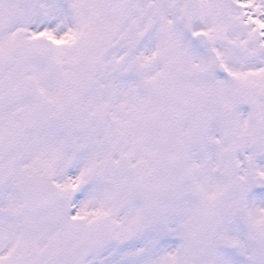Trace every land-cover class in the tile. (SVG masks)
<instances>
[{"label":"snow or ice","instance_id":"snow-or-ice-1","mask_svg":"<svg viewBox=\"0 0 264 264\" xmlns=\"http://www.w3.org/2000/svg\"><path fill=\"white\" fill-rule=\"evenodd\" d=\"M0 264H264V0H0Z\"/></svg>","mask_w":264,"mask_h":264}]
</instances>
